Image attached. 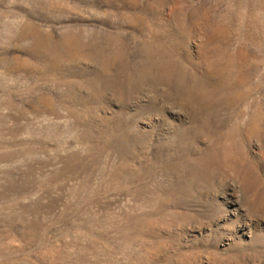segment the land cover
<instances>
[{
    "label": "rangeland",
    "instance_id": "1",
    "mask_svg": "<svg viewBox=\"0 0 264 264\" xmlns=\"http://www.w3.org/2000/svg\"><path fill=\"white\" fill-rule=\"evenodd\" d=\"M262 126L264 0H0V264H264Z\"/></svg>",
    "mask_w": 264,
    "mask_h": 264
},
{
    "label": "bare ground",
    "instance_id": "2",
    "mask_svg": "<svg viewBox=\"0 0 264 264\" xmlns=\"http://www.w3.org/2000/svg\"><path fill=\"white\" fill-rule=\"evenodd\" d=\"M154 61H155V60H154ZM152 62H153V61H152ZM154 66H155V65H154ZM161 69H162V68H161ZM165 81H166V80H165ZM258 111H259V110H258ZM259 112H261V111H259ZM256 114H257V113H256ZM259 115H260V114H259ZM261 115H262V114H261ZM262 116H263V115H262ZM259 118H260V116H259ZM261 118H262V117H261ZM261 118H260V119H261ZM252 119H253V118H252ZM257 120H258V119H257ZM252 122H253V121H252ZM255 122H256V121H255ZM259 122H260V121H259ZM259 122H258V123H259ZM258 125H259V124H257V126H258ZM248 126H249V125H248ZM259 127H260V125H259ZM262 127H263V126H262ZM247 129H248V128H247ZM251 129H252V128H251ZM251 129H250L249 131H252ZM258 131H259V130H258ZM261 131H262V130H260V132H261ZM263 131H264V127H263ZM250 133L254 134V133H256V132L253 131V132H250ZM257 133H258V132H257ZM259 134H260V133H259ZM257 135H258V134H257ZM248 136H249V135H248ZM200 158H201V157H200ZM201 161H203V160H201ZM205 165H206V164H205ZM215 180H216V179H215Z\"/></svg>",
    "mask_w": 264,
    "mask_h": 264
}]
</instances>
